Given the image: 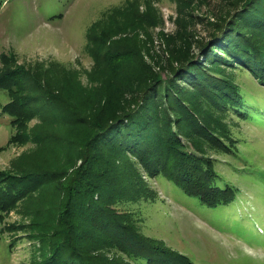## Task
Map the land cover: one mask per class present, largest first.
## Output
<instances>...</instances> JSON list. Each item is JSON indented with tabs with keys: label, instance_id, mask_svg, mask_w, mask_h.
I'll return each instance as SVG.
<instances>
[{
	"label": "trees",
	"instance_id": "trees-1",
	"mask_svg": "<svg viewBox=\"0 0 264 264\" xmlns=\"http://www.w3.org/2000/svg\"><path fill=\"white\" fill-rule=\"evenodd\" d=\"M206 3L175 0V29L161 32L159 51L147 35L148 59L129 46L132 37L90 31L100 81L86 105L23 67L0 70L8 95L1 111L16 129L10 141L36 143L0 171V213L27 196L38 204L31 225L40 257L32 264H193L117 205L153 197L142 171L208 208L236 197L208 150L231 149L228 113L264 122V96L235 73L248 71L264 87V0H220L209 16L195 12ZM203 20L206 40L192 29ZM108 56L119 65L113 72ZM34 116L40 121L27 132Z\"/></svg>",
	"mask_w": 264,
	"mask_h": 264
},
{
	"label": "rangeland",
	"instance_id": "rangeland-1",
	"mask_svg": "<svg viewBox=\"0 0 264 264\" xmlns=\"http://www.w3.org/2000/svg\"><path fill=\"white\" fill-rule=\"evenodd\" d=\"M208 2L195 12L209 16L220 0ZM175 11V0H0V70L23 67L86 105L87 94L100 81L89 32L105 30L111 39L132 37L129 46L148 59L147 35L153 40L148 45L159 51L161 32L175 29ZM204 22L197 21L192 29L206 40ZM104 65L112 72L119 66L109 56ZM235 73L245 89L264 96V87L248 71ZM7 101V91L0 89V171H10L20 154L36 146L27 136L10 141L16 129L1 111ZM224 119L233 136L231 149L208 152L221 179L238 188L233 201L208 208L164 177L142 171L153 197L120 202L117 209L130 211L139 231L187 255L193 264H264V122L230 113ZM39 121L38 116L30 118L26 131ZM31 197L0 213V264H32L40 257L31 225L38 218L32 215L38 204Z\"/></svg>",
	"mask_w": 264,
	"mask_h": 264
}]
</instances>
